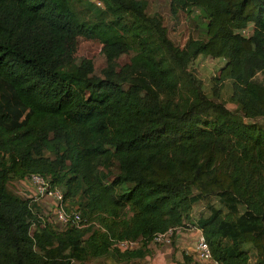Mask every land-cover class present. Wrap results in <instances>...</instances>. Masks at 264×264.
Masks as SVG:
<instances>
[{
	"label": "trees",
	"instance_id": "trees-1",
	"mask_svg": "<svg viewBox=\"0 0 264 264\" xmlns=\"http://www.w3.org/2000/svg\"><path fill=\"white\" fill-rule=\"evenodd\" d=\"M97 1L108 22L81 21L68 0H0V264L127 262L147 256L153 234L191 226L209 264H249L245 246L264 264V83L255 78L264 76V0H169L171 14L199 11L202 37L181 47L145 1ZM79 37L104 50L126 38L140 52L159 82L157 133L133 132L134 102L118 82L88 80L90 59L62 69ZM198 56L223 60L213 82H230L233 110L187 69ZM176 121L193 128L161 134ZM30 174L60 189L64 210L79 215L58 229L37 222L43 252L29 246L31 205L6 187ZM200 200L208 214L188 222ZM123 240L138 246L120 250ZM190 255L186 262L203 264Z\"/></svg>",
	"mask_w": 264,
	"mask_h": 264
},
{
	"label": "rangeland",
	"instance_id": "rangeland-1",
	"mask_svg": "<svg viewBox=\"0 0 264 264\" xmlns=\"http://www.w3.org/2000/svg\"><path fill=\"white\" fill-rule=\"evenodd\" d=\"M146 3L145 12L148 15H155L159 18L161 24L166 29L167 37L177 46L181 47L188 39L202 37L200 18L198 17V9L187 8L178 10L176 14L169 12V0H143ZM87 2V1H86ZM85 0H68L70 7L74 10L76 16L84 22H101L109 21L108 14L104 10V5L101 2L97 5L93 0L92 5L86 3ZM114 24V23H112ZM252 25L248 24L241 34L247 36L250 34ZM118 30V28H117ZM117 34L122 35L120 31ZM90 59L92 62V71L85 75L90 81L100 79H108L113 82H118L128 96L134 102L136 113L131 122V129L135 134L153 135L159 130V115L155 112L154 98L158 92V78L152 73L151 67L143 60L140 52L131 45V41L124 38L123 41H116L107 50H104L103 44L95 39L78 38L75 52L70 57L67 64L62 66L63 70H73L81 59ZM223 60L212 59L205 56L196 57L187 67L200 81L205 95L213 97L214 90L218 93L219 101L233 110L234 105L229 102L230 82L223 81L219 86H215L213 79L217 77L219 67ZM255 78L264 83V76L257 73ZM215 88V89H214ZM263 120H258L261 125ZM177 123V124H174ZM172 122L162 126L161 134L167 138H173L181 133L187 134L193 128L192 123ZM152 128V130H151ZM116 170L112 169V175H115ZM6 187L14 194L25 198L31 205L30 212L27 216L31 223L30 235L31 241L29 246L36 252H43L46 248L37 237L36 225L49 223L54 220L52 210L54 209L53 200L47 197L38 198L34 194L32 184L27 178L10 179L7 181ZM60 190V189H58ZM210 203L219 207L215 197L210 198ZM65 207L68 210H77V206L71 202H65ZM78 211V210H77ZM208 214L205 208L204 201L200 200L192 205L188 222H193L199 216ZM50 220V221H49ZM53 225L56 229L61 226ZM190 231L180 229L176 236L170 238L169 244H155L147 251L149 261L152 264H189L183 258L189 256L191 258V248L194 246L196 234H188ZM163 246V247H162ZM162 247V248H161ZM165 251L164 258L153 257V253L157 249ZM245 248L249 254V264H253L254 257L250 248ZM193 260V259H192ZM69 264H79L77 261H71ZM83 264H120L113 262L110 257L104 256L95 259H88ZM130 264V263H129ZM132 264H139L138 260H133Z\"/></svg>",
	"mask_w": 264,
	"mask_h": 264
},
{
	"label": "built area",
	"instance_id": "built-area-1",
	"mask_svg": "<svg viewBox=\"0 0 264 264\" xmlns=\"http://www.w3.org/2000/svg\"><path fill=\"white\" fill-rule=\"evenodd\" d=\"M27 179L32 184L34 189V194L38 198H51L54 202V209L52 210V214L54 215V221L58 222L59 224H65L69 221L77 222L79 221L78 213H68L63 209L62 206V194L56 188H51L48 182L44 180L42 177L36 174H30ZM180 229L176 228H168L164 232H158L152 235L150 239V243L152 244H169L170 238L172 237L173 233H178ZM190 231L188 234H196L194 240V246L191 248V252L193 253L194 259L199 261L203 264H209L212 262L210 251L207 245L204 236L202 235L199 228L189 227L187 228ZM148 242V243H149ZM117 248L120 250L125 249H134L138 246L137 241H130V240H123L119 241L115 244Z\"/></svg>",
	"mask_w": 264,
	"mask_h": 264
},
{
	"label": "crops",
	"instance_id": "crops-1",
	"mask_svg": "<svg viewBox=\"0 0 264 264\" xmlns=\"http://www.w3.org/2000/svg\"><path fill=\"white\" fill-rule=\"evenodd\" d=\"M153 246H155V244H152L150 242L147 244V248H150V247H153ZM165 255H166V252L165 251L162 252V249H160V248L157 249V250H155L154 253H153V257L154 258L155 257L164 258ZM147 258H148V256L143 257V258H139V259H131V260L127 261V262H117V263H120V264H129L130 263V264H132L133 260H138L139 261V264H152V263H150V261L152 260V258L149 261L147 260ZM111 260L114 262V260L112 258H111Z\"/></svg>",
	"mask_w": 264,
	"mask_h": 264
},
{
	"label": "clouds",
	"instance_id": "clouds-1",
	"mask_svg": "<svg viewBox=\"0 0 264 264\" xmlns=\"http://www.w3.org/2000/svg\"><path fill=\"white\" fill-rule=\"evenodd\" d=\"M97 5L99 4V2L97 1V0H93ZM27 178V177H26ZM60 191V190H59ZM61 192V191H60ZM62 194V193H61ZM50 199V198H49ZM62 206H63V201H62ZM64 209V208H63ZM77 213V212H76ZM50 221V220H49ZM54 220L51 222H49V223H51V224H54ZM43 224V223H42ZM42 224H40V225H42ZM57 224H59L58 222H57ZM59 225H61V224H59Z\"/></svg>",
	"mask_w": 264,
	"mask_h": 264
}]
</instances>
